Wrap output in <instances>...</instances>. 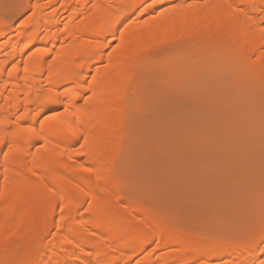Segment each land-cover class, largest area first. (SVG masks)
I'll use <instances>...</instances> for the list:
<instances>
[{
    "label": "bare ground",
    "instance_id": "1",
    "mask_svg": "<svg viewBox=\"0 0 264 264\" xmlns=\"http://www.w3.org/2000/svg\"><path fill=\"white\" fill-rule=\"evenodd\" d=\"M167 1L27 0L32 15L16 35L0 18V264H264L260 228L254 238L248 233L214 248L211 237H171L170 225L139 205H128L124 217L115 213L114 202L124 197L108 173L125 132L121 119L141 85L130 69L158 38L204 34L208 45L218 35L223 45L237 42L236 60L264 80V0L183 1L147 23L133 17ZM113 39L120 45L106 54ZM61 105L63 113L38 125L45 110ZM81 141L87 168L77 167L71 150ZM84 193L93 197L77 225ZM174 245L181 247L167 252Z\"/></svg>",
    "mask_w": 264,
    "mask_h": 264
},
{
    "label": "rangeland",
    "instance_id": "2",
    "mask_svg": "<svg viewBox=\"0 0 264 264\" xmlns=\"http://www.w3.org/2000/svg\"><path fill=\"white\" fill-rule=\"evenodd\" d=\"M25 1L0 0V18L8 21L11 35L32 15ZM183 1L199 2L169 0L153 13L136 12L133 17L140 14L141 22L147 23ZM69 17H61V23ZM133 17L122 19L124 25ZM209 39L204 34L173 40L160 37L141 63L130 69L141 85L121 119L125 132L113 150L114 170L108 174L119 179L124 197L114 202L116 215L126 216L133 203L170 225L171 237L202 235L204 241H216L217 248L220 243L247 239L248 233L254 238L264 230V80L252 75L247 63L236 60L237 42L223 45L218 35L214 45H208ZM119 45L116 39L107 41L105 53L115 52ZM65 110L64 105L48 108L38 125ZM83 144L75 143L71 149L78 168L91 166L82 154ZM78 176L92 185L88 175ZM91 196L84 193L80 200L77 225L89 211ZM177 247L181 246H170L167 252ZM143 256L140 253L138 260Z\"/></svg>",
    "mask_w": 264,
    "mask_h": 264
}]
</instances>
